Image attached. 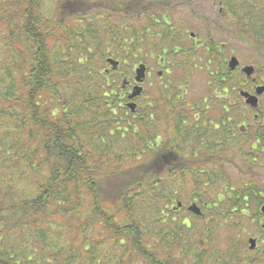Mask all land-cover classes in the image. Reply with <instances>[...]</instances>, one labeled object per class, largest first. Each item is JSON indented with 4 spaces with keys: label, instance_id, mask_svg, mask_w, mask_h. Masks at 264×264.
<instances>
[{
    "label": "trees",
    "instance_id": "obj_1",
    "mask_svg": "<svg viewBox=\"0 0 264 264\" xmlns=\"http://www.w3.org/2000/svg\"><path fill=\"white\" fill-rule=\"evenodd\" d=\"M120 1L99 23L68 24L42 17L39 0H0L3 264H204L211 252L207 180L180 167L172 149L179 85L156 89L131 113L124 72L101 70L109 54L128 60L147 46L146 27L127 28ZM201 112L194 133L206 130ZM188 186L202 213L187 211L192 221L180 215ZM234 250L223 264L237 262Z\"/></svg>",
    "mask_w": 264,
    "mask_h": 264
},
{
    "label": "flooded vegetation",
    "instance_id": "obj_2",
    "mask_svg": "<svg viewBox=\"0 0 264 264\" xmlns=\"http://www.w3.org/2000/svg\"><path fill=\"white\" fill-rule=\"evenodd\" d=\"M153 2L156 9H148L144 19L150 39L159 44L155 49L147 42L149 57H158L163 73L188 70L186 76L202 73L206 78L201 101L192 104L179 95L175 102L178 124L172 149L178 165H191L208 185L219 187L208 201L209 214L231 219L239 213L255 226L251 232L240 228V234L247 232V244L237 248L238 262L264 264V0ZM140 64L145 74L152 70L144 63L133 70ZM132 83L133 88L137 83ZM123 93L129 101L131 91ZM201 111L211 130L194 133Z\"/></svg>",
    "mask_w": 264,
    "mask_h": 264
},
{
    "label": "rangeland",
    "instance_id": "obj_3",
    "mask_svg": "<svg viewBox=\"0 0 264 264\" xmlns=\"http://www.w3.org/2000/svg\"><path fill=\"white\" fill-rule=\"evenodd\" d=\"M39 3L41 11L40 14L44 18L49 19L52 17L63 15L67 16L68 24H73L75 22L74 19L78 17V19H82V21H80L82 24H87L90 23L92 17H96L98 21H94H97L98 23L101 19L99 18L100 16L104 18L107 17L109 12L108 10L111 9L112 0H39ZM119 4H122L121 10L124 13L123 23L125 26H127V28L136 27L140 29L148 26L144 19V13L155 7L153 0H121ZM76 8L80 10L78 15L76 14L74 17H69L68 15H70L71 13L74 14V12H72L71 10ZM0 32H3L1 25ZM143 34L145 35L146 42H148L149 44L151 42V36L149 32H143ZM144 42L145 41L141 43L140 48L136 52L134 51V56L131 55L132 57H129L128 60L125 59L120 61L119 58L110 56L112 55L109 54L112 53L111 48H107L106 50L107 54H109V56H107L106 58H116L114 60H117L118 62L115 71L119 70L120 72H124V80H128L131 82L130 86L124 89V92L130 93L131 88L134 85L132 83V79L134 76V66L136 67L138 63H144L152 68V70L146 71L143 83L138 84L141 86L142 91L133 99L137 107L138 105H144L147 102L152 101L151 97L155 94L156 89L165 86L169 87V84L171 83L179 85L178 94H180L182 98L188 100L190 103L197 104L199 100L201 101L202 96L205 95L206 86V78L203 76V74L199 73L194 74L193 76H186L188 70H167V73H163L165 70H162L163 68L157 64L158 57H154L153 59L149 57L147 53L149 49H147V46H145V48L143 47ZM3 50L4 41L0 39V59L2 58L1 55L3 54ZM154 53H157V50ZM166 60L169 61L168 66H172V57L168 56ZM90 65L93 66L94 63ZM103 66L104 67L101 70L110 71L112 68V66L108 62H104ZM93 70H95V68H93ZM97 70L100 69L98 68ZM148 71L149 76L147 75ZM159 71L163 73L162 77H159L157 75V72ZM122 79L123 78H121V80ZM126 102H128V100H126ZM203 127L206 128V132H209L211 130L209 124H204ZM25 188L27 190L29 189L28 187ZM191 189L193 190L194 187H185L183 189L185 195H182L183 197L181 199L182 207L180 208V215L185 217L186 221H188V219L192 221L191 216L187 212L188 210H186V208L193 203V199H190L186 196V193H189ZM208 189L211 196L208 194ZM217 192H219V190L216 186L207 185V187L205 188V199H208V201H210V198L214 199V194H216ZM195 202L200 207L199 203L197 201ZM249 206L252 207L254 206V204L251 202ZM252 210L253 208L250 209V214ZM204 214V222L208 226L211 240L208 244V248L211 249V252H207V258L204 264H210V262L208 261V257H210V255H215V257H218V260L213 264H223L224 259H226V254H232V251H230L231 247L235 249L234 254L237 260V262H235L234 264H240V262H238L239 256H237L238 251H236V249L239 247L242 248L241 244L244 245L243 243L247 244L245 241L246 233L251 232L255 228V226L250 223L248 218L242 216L239 213L237 216L232 217L231 219L228 217L224 219L218 218L209 214L207 211ZM193 223L196 225V227H198V229L196 230V235L194 236V240L198 241L200 238L198 234L199 232H201L199 227L202 225V223L195 220L193 221ZM241 227H244V229L247 231L245 232V234H240ZM233 244L234 246H232ZM192 248L194 249L192 255L195 257L196 253L200 251V246L199 244L193 243Z\"/></svg>",
    "mask_w": 264,
    "mask_h": 264
},
{
    "label": "water",
    "instance_id": "obj_4",
    "mask_svg": "<svg viewBox=\"0 0 264 264\" xmlns=\"http://www.w3.org/2000/svg\"><path fill=\"white\" fill-rule=\"evenodd\" d=\"M108 63H110L112 66H115L117 64L116 61L109 59ZM145 78V66L143 64H140L137 66L136 70H134V81L137 83L131 90V93L128 95V99L130 100L127 104L126 107L129 109L130 112H134L136 109V103L134 101H132L137 95H139L142 91V88L140 85L143 82ZM126 83H128V81L124 80L122 82V86H124ZM178 205L180 206V203H178ZM187 210L197 216L201 215V211L200 208L195 204L192 203L187 207ZM251 243H253L252 241H250ZM253 245H251L252 247Z\"/></svg>",
    "mask_w": 264,
    "mask_h": 264
}]
</instances>
